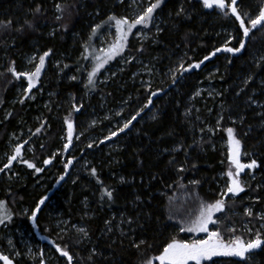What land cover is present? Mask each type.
<instances>
[{
  "label": "trees",
  "instance_id": "obj_1",
  "mask_svg": "<svg viewBox=\"0 0 264 264\" xmlns=\"http://www.w3.org/2000/svg\"><path fill=\"white\" fill-rule=\"evenodd\" d=\"M131 1L139 0H0V22L7 25L0 26V159L15 155L10 142L27 141L10 167L0 160V251L22 258L27 239L58 264H147L169 243L188 239L167 212L172 198L192 185L209 200L219 198L220 175L235 171L229 128L240 141V163L254 160L256 167L240 174L244 191L227 200L236 214L222 215L221 234L241 236L226 221L255 226L264 213V25L245 38L236 16L216 6L163 0L146 26L128 32L121 25L126 37L113 50L120 33L108 18H131ZM236 7L242 17L247 13L248 26L264 0H237ZM140 28L149 38L138 42ZM108 30L117 41L111 38L102 52L98 39ZM241 40V51L223 50ZM45 53L37 85L19 95L28 82L9 68L24 73L27 57ZM126 56L136 61L114 72ZM137 62L149 77L137 72ZM130 116L136 119L120 131L114 123ZM248 197L252 215L242 212ZM244 255L204 264H264V241Z\"/></svg>",
  "mask_w": 264,
  "mask_h": 264
},
{
  "label": "snow or ice",
  "instance_id": "obj_2",
  "mask_svg": "<svg viewBox=\"0 0 264 264\" xmlns=\"http://www.w3.org/2000/svg\"><path fill=\"white\" fill-rule=\"evenodd\" d=\"M163 2V0H155L154 3H151L150 6H148L143 14L138 16L132 23H129L127 18H116L114 16L109 17L108 19L110 21H114L118 32L120 33V39L118 40L117 44L113 45V50H118L120 47H122V41L126 37V33L124 32V29L120 27L121 25H128V32H131L132 28L136 27L137 25H147V23L152 19V14L154 13L155 9L160 6V4ZM237 0H203V6L205 8H213V6H216L219 10L224 12L225 15H235L236 19L239 21L240 28L243 31V36L245 38L249 37L250 32L253 29H256L258 26L264 25V9H261L256 16V18H250L248 20V26L245 25V18L247 17V13L244 14L242 17L240 13L237 11ZM59 7V6H58ZM228 9L229 11H224L225 9ZM59 19V17H58ZM11 23L10 21L8 22ZM0 26L6 27L7 25H4L3 22H0ZM99 27V26H97ZM95 31V29L93 30ZM245 47V41L241 40L240 45L238 48H231V47H224V51L226 52H239ZM221 49H217L216 51H220ZM48 55V53H45L43 56H40L39 63L35 68V71L32 73H17L14 68H9V71L12 72V74L19 79L21 76L25 77L28 81L27 91H31L32 87L35 86L33 78H38L39 74L44 66L45 63V57ZM212 55H215V53H212ZM205 59H208V57H205ZM200 63H203L201 61ZM200 63L191 65L190 67H196L198 68L200 66ZM103 65H98L97 68L89 75V84L93 83L92 77L95 76L96 71L99 70L100 67ZM183 68V65H181ZM188 69L185 68L184 71H187ZM75 79V77H73ZM199 94V93H197ZM155 95V93H153ZM22 102V101H21ZM151 102V101H149ZM147 106V105H146ZM139 115V113H137ZM132 119H136V117H132ZM131 121L128 123H125L124 128H127ZM124 128H121L120 131H123ZM112 135H116V133H112ZM227 135L229 139V151L231 153L230 159L232 160V163L235 165V172H233L231 169L227 172V176L230 178V184L227 186L226 193L227 194H238L239 192L244 191V187L241 185L239 181L240 173L245 168H254L256 167V162L253 160L250 164H241L239 161V148H240V141L235 138L233 129L229 128L227 129ZM72 137V124H68V140L69 143L71 142ZM21 146H18L15 148V155H12L9 158V164L4 165V168H8L11 165L12 161L17 160V158L21 155ZM91 147V145H89ZM68 148V144L65 145V149ZM27 163V162H25ZM50 163V161H45V164ZM68 163H71L69 161ZM27 166L29 168H35V165L28 163ZM3 168H0V171H3ZM37 172L42 171L40 168H35ZM93 174H95V170L93 169ZM63 179V177H61ZM109 199L112 198V193L108 190H105L104 193ZM43 203V200L40 202ZM3 206V202H0V207ZM224 206L223 200H218L215 202V204H208L204 210L201 211L200 217L197 221L193 223L191 227H188L187 229H182V231H188V232H205L208 233L207 239H200V240H194L191 243H184V242H178L173 241L172 243H169L164 249L163 253L160 256H157L155 259L160 262V264H202L203 261L211 260L215 256H240L243 257L244 253L248 251L249 249H253L256 247H259L261 244V240L259 239V236H257L255 241H249L247 244H245L244 241H242L239 237L235 238L234 240H231L227 243H225L220 238V233L218 231H209L208 224L209 223H216L212 219L213 210L215 211H222ZM39 209L37 208V211ZM35 212H33V218L35 217ZM248 215H251V210H248ZM0 223H3V220H0ZM83 231V229H81ZM143 243V242H141ZM58 251H61V254L68 258L69 262H71V256H69L67 251H63L58 248ZM0 260H4L5 264H11V261L8 260V257L0 256ZM147 264H152V261L149 260Z\"/></svg>",
  "mask_w": 264,
  "mask_h": 264
},
{
  "label": "rangeland",
  "instance_id": "obj_3",
  "mask_svg": "<svg viewBox=\"0 0 264 264\" xmlns=\"http://www.w3.org/2000/svg\"><path fill=\"white\" fill-rule=\"evenodd\" d=\"M140 6H142V8ZM148 6H150L148 1H146L145 3H143L142 0H139L136 2L131 1V7H132L131 14H130L131 18H129L128 20H130V19L135 20L138 16L143 14L144 10ZM154 25H156L155 21H154ZM117 37H118V35L115 32H112L110 30H108L106 34L101 35L98 39L99 50L102 52H107L110 49V47L112 46V42H110L111 38H113L115 41H117ZM134 38L138 42L143 41V40L149 38V33L145 29L140 28L134 33ZM46 58H47V56L45 57V59ZM135 61L136 60H134L131 56H126V58H123L120 60V65H119V67L114 69V72H117V71L123 72L127 63L135 62ZM25 63H26V66H25L26 69L24 70V73H32L35 71V68L39 63V59L35 55H32V56H29L25 59ZM135 64H137V72L139 70H141V72H140L141 74H143L144 76H147V74H148V77H149L148 70H144L145 67H142L141 62H137ZM44 68H45V63H44V66H43L41 71H43ZM40 75H41V72L39 74V77H40ZM39 77L33 78L35 86L37 85ZM26 89H27V86L21 88L18 92L19 95L29 93V91H27ZM127 98H130V96H128ZM130 100L128 99V100L123 101L121 103L120 107L116 110L117 113L123 112L126 109V104H128ZM142 107H143L142 104L139 105L137 110H141ZM131 120H132V117L130 116L128 118H122L118 123H114V124H116L119 128H121L125 125V123H128ZM67 131H68V129H67ZM62 140L63 141L66 140V135L62 136ZM26 144H27V141L23 142V144H21L22 145L21 148H23ZM21 145H19V146H21ZM9 146H10V150L12 148L13 152H15L14 151L15 148L18 147V145H14V142H10ZM240 154H241V152L239 151V157H240ZM6 155L1 157L0 160H5L6 158L9 160L10 157H8ZM2 163H3V161H2ZM244 171H245V169L240 174H242ZM233 172H235V171L233 170ZM244 174L246 176V172H244ZM246 177L244 180L247 179ZM239 181H240L241 185L244 187L243 183L245 181H242L241 175L239 176ZM219 183L220 184H217V185H219V190H218V197L219 198L217 200H209V199L205 198V196H203L202 194H200L198 192L197 187L194 185H192V187L189 188V190H186L185 192L179 194L178 196H175V198H172V201L169 205V210H167V212L170 216V219H172L175 222V224H177L178 227L182 231V229H187L188 227H191L193 225V223L198 220V218L200 217L201 211L204 210L208 204H215L216 201L223 200L224 201L223 210L222 211L213 210L212 219L214 221H216V223H209L208 224L209 231L210 232L211 231H218L220 233V238L225 243H227L231 240H234L237 237H239L242 241H244L245 244H247V242H249V241H255L257 236H259V239L261 241H264V213H262V212L257 213V215H256L257 216V219H256L257 223L255 226H252L250 220L249 221L248 220L243 221L242 223H239L238 221H236V219H233V220L229 219L226 221L228 230L234 231L235 229H237L240 233H242L241 236L229 237L226 234H223V233L221 234L219 224L222 221L226 220V219L224 220V218H222V217L223 216L225 217L226 215L236 214L234 211H231L230 209H228L227 200L237 198L243 192H239L238 194H235V195L230 194V193L227 195H224L226 193L227 186L230 184V178L228 176L226 177L223 174L220 175ZM193 187H195V188H193ZM246 199L249 201H248L247 205H245L242 208V212L247 214L248 210H251V215H252L253 209L251 208L252 207L251 202H250L251 199L249 197ZM237 214H238V212H237ZM65 228H67V224L62 223V225L59 226V231L63 232L65 230ZM182 232H185L188 235V239H186L184 241H180V240L176 239L175 241L184 242V243H191L194 240H200V239H207L208 238V233H205V232H199V231H195V232L182 231ZM21 242H22L21 243L22 249L19 252L21 253L22 258L17 257V255L15 254L14 251L10 254H6L5 252L0 251V256L8 257V260L11 261V264L14 260L21 262L20 264H58L57 263L58 259L54 255H48L46 253H43L42 249L39 246L38 247L33 246L31 241L24 239V241L22 240ZM8 243L10 244V243H12V241L9 240ZM8 250H12V248L9 246ZM160 255H158V256H160ZM244 256L243 257L238 256V258H244ZM215 257H220V256H215ZM229 257H232V256H227L226 258H229ZM155 258L156 257H154L153 260H151L152 264H160V262L158 260H156ZM213 259H214V257H213ZM209 261L210 260L203 261L202 264H204L205 262H209ZM215 261H217L216 264H222L223 263V261H221V260H215ZM0 264H5V261L0 260Z\"/></svg>",
  "mask_w": 264,
  "mask_h": 264
}]
</instances>
